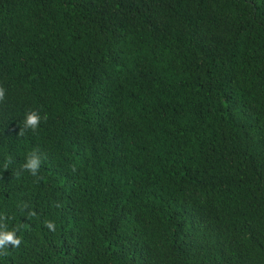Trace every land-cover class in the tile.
Returning a JSON list of instances; mask_svg holds the SVG:
<instances>
[{
  "label": "trees",
  "instance_id": "trees-1",
  "mask_svg": "<svg viewBox=\"0 0 264 264\" xmlns=\"http://www.w3.org/2000/svg\"><path fill=\"white\" fill-rule=\"evenodd\" d=\"M0 87V264H264V0H0Z\"/></svg>",
  "mask_w": 264,
  "mask_h": 264
},
{
  "label": "clouds",
  "instance_id": "clouds-1",
  "mask_svg": "<svg viewBox=\"0 0 264 264\" xmlns=\"http://www.w3.org/2000/svg\"><path fill=\"white\" fill-rule=\"evenodd\" d=\"M5 98V89L0 87V101H3ZM47 117L45 116V119ZM41 117L36 110H30L25 118L24 127L30 128L35 131L40 124ZM23 129L20 130L19 134H23ZM41 166V156L38 150H34L28 154L26 162L22 165L24 170L30 172L31 175L37 176L38 171ZM31 215H35L34 212L30 213ZM45 226L50 230H55V224L51 221H46ZM11 245L12 247H19L21 244V239L18 238L15 234V230H0V249L5 248L7 245Z\"/></svg>",
  "mask_w": 264,
  "mask_h": 264
}]
</instances>
